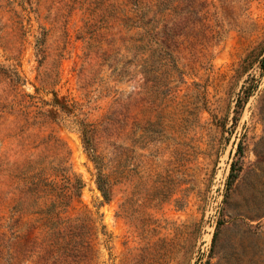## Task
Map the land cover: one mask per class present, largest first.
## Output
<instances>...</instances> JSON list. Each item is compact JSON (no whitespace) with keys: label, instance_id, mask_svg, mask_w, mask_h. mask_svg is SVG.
I'll use <instances>...</instances> for the list:
<instances>
[{"label":"rangeland","instance_id":"obj_1","mask_svg":"<svg viewBox=\"0 0 264 264\" xmlns=\"http://www.w3.org/2000/svg\"><path fill=\"white\" fill-rule=\"evenodd\" d=\"M262 64L264 0H0V264H264Z\"/></svg>","mask_w":264,"mask_h":264},{"label":"trees","instance_id":"obj_2","mask_svg":"<svg viewBox=\"0 0 264 264\" xmlns=\"http://www.w3.org/2000/svg\"><path fill=\"white\" fill-rule=\"evenodd\" d=\"M262 67H264L263 64H262ZM233 177H234V175H233L232 170H231V172H230L229 175H228V179H229V181H231V180L233 179ZM100 188H101V190L103 191V194H105L104 189H102V187H100Z\"/></svg>","mask_w":264,"mask_h":264}]
</instances>
